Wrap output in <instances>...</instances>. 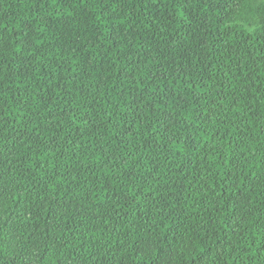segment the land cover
<instances>
[{
    "label": "trees",
    "instance_id": "obj_1",
    "mask_svg": "<svg viewBox=\"0 0 264 264\" xmlns=\"http://www.w3.org/2000/svg\"><path fill=\"white\" fill-rule=\"evenodd\" d=\"M0 264H264V0H0Z\"/></svg>",
    "mask_w": 264,
    "mask_h": 264
}]
</instances>
